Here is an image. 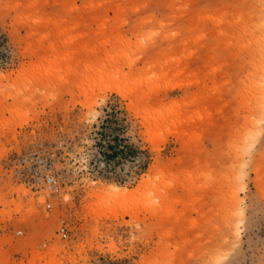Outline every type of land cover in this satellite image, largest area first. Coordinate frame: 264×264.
I'll return each mask as SVG.
<instances>
[{"label": "rangeland", "instance_id": "374dc122", "mask_svg": "<svg viewBox=\"0 0 264 264\" xmlns=\"http://www.w3.org/2000/svg\"><path fill=\"white\" fill-rule=\"evenodd\" d=\"M0 264H264V0H0Z\"/></svg>", "mask_w": 264, "mask_h": 264}, {"label": "built area", "instance_id": "2783aa9c", "mask_svg": "<svg viewBox=\"0 0 264 264\" xmlns=\"http://www.w3.org/2000/svg\"><path fill=\"white\" fill-rule=\"evenodd\" d=\"M42 145L40 149H42ZM7 170L19 184L31 190H47L50 195H57L61 190L60 177L54 171L52 162L48 157L42 156L39 149L33 148L10 158ZM45 191V192H47ZM45 211L49 214L52 205L45 203ZM22 235V231L17 232Z\"/></svg>", "mask_w": 264, "mask_h": 264}, {"label": "trees", "instance_id": "16d2710c", "mask_svg": "<svg viewBox=\"0 0 264 264\" xmlns=\"http://www.w3.org/2000/svg\"><path fill=\"white\" fill-rule=\"evenodd\" d=\"M113 142H109L110 144H108L107 148L109 149V153H105V159L107 160H117L119 159L120 157L122 156H127L129 155L130 158L133 157V158H136L140 153L141 151L138 150L136 147H129L127 146L128 148L127 151L125 152V147L122 146L120 143H121V138L120 136H114L113 137Z\"/></svg>", "mask_w": 264, "mask_h": 264}, {"label": "bare ground", "instance_id": "6f19581e", "mask_svg": "<svg viewBox=\"0 0 264 264\" xmlns=\"http://www.w3.org/2000/svg\"><path fill=\"white\" fill-rule=\"evenodd\" d=\"M180 88H181V87H180ZM180 88H179V89H180ZM116 93H117L118 95H123L122 92H121V90H120L119 88L116 89ZM149 126H150V125H149ZM145 182H146V180H144V182H142L141 185H142V186H145V185H144V184H146ZM103 185H104V184H103ZM103 185H101V188H102V189H105V186H103ZM110 188H111L113 191H115V192H116V191H117V192H120V195H119V196H122V195H123V196H126V197H127L126 200L131 199L132 196H133L132 193H131V194H128V195H124V194H122V193L124 192V190H123V189H120V188H118V187L111 186ZM97 191H98V190H96V192H97ZM98 193H100V191H99Z\"/></svg>", "mask_w": 264, "mask_h": 264}, {"label": "crops", "instance_id": "0c3cea01", "mask_svg": "<svg viewBox=\"0 0 264 264\" xmlns=\"http://www.w3.org/2000/svg\"><path fill=\"white\" fill-rule=\"evenodd\" d=\"M211 42H215V41H214V40H211ZM215 43H216V42H215ZM223 55H224V54H221L220 57L223 56Z\"/></svg>", "mask_w": 264, "mask_h": 264}]
</instances>
